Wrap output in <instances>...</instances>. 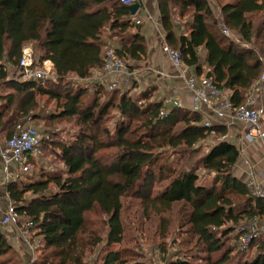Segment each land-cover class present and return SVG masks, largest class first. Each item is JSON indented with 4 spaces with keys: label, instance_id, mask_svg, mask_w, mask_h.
<instances>
[{
    "label": "trees",
    "instance_id": "obj_1",
    "mask_svg": "<svg viewBox=\"0 0 264 264\" xmlns=\"http://www.w3.org/2000/svg\"><path fill=\"white\" fill-rule=\"evenodd\" d=\"M157 3L168 44L181 52L184 64L229 91L235 107L244 104L264 66V0L221 7L223 22L243 44L222 33L209 0ZM136 26L135 15L120 0H0V140L6 143L29 119L46 125L75 118L81 127L74 138L57 142V134L46 130L50 138L42 140V153L28 156L34 171L7 184L16 212L33 222L42 249H52L38 264H91L84 260L88 245L103 248L102 264H148L139 249L112 248L125 236L122 198L129 194L157 214L179 206L193 233L189 241L204 246L208 264H264V234L248 250L238 249L237 227L264 221V197L234 175L237 145L220 140L194 158L211 134L224 136L227 130L205 126L201 114L186 108L161 117L162 102L150 100L147 91L133 96L129 88L108 91L97 81L93 86L83 81L104 66L105 48L114 38L127 66L143 59L146 38ZM27 44L34 48L35 67L54 63L53 78H19ZM43 97L56 101L54 112L41 108ZM52 145L60 150L64 173L40 165ZM157 180L168 183L152 196ZM95 208L107 216L108 231L82 236L87 212ZM18 256L0 225V264H21Z\"/></svg>",
    "mask_w": 264,
    "mask_h": 264
},
{
    "label": "built area",
    "instance_id": "obj_2",
    "mask_svg": "<svg viewBox=\"0 0 264 264\" xmlns=\"http://www.w3.org/2000/svg\"><path fill=\"white\" fill-rule=\"evenodd\" d=\"M120 2L131 5L142 3V0H120ZM153 15L147 13L144 15V20L151 21ZM140 21L138 20V23ZM222 33L236 42L243 44L241 37L232 32L227 25L220 19ZM162 51L170 60L175 71V76L183 80L186 84L187 93L190 96V104L185 102V99L172 94L168 95L160 110L161 117H167L175 108H186L203 115H212L221 117L225 112H229L238 121L244 123L247 127L246 137L249 141L257 139L264 140L263 126V94H264V66L259 79L256 81L252 89L247 94L244 104L235 107L231 101L230 93L227 90L220 89L216 83L205 76L199 77L185 67L182 59V54L178 49L171 47L168 43L162 45ZM104 66L97 71L94 77L101 87L108 91H113L121 87V85H131L132 80L137 78L133 71H129L126 62L121 58L116 46L109 45L104 51ZM260 60L264 65V56H260ZM49 60L43 62L41 67H35L34 54L30 47L23 50L22 57L19 61L21 79H36L39 76L45 78H53L54 65L48 66ZM76 81L77 78H74ZM29 119L25 123L17 125L13 135L3 143L0 140V166L2 167V184L7 186L10 182L11 167L18 172L30 171L28 164V156H37L42 153V140L49 139L50 135L42 133L32 124ZM214 122L211 120L205 121V126L212 127ZM225 136L219 137L223 139ZM248 163V161H245ZM253 195L263 196L264 191L254 185L250 180L247 184ZM7 190V189H6ZM9 198V197H8ZM0 225L11 232V239H19L24 243L27 249V264H38L40 240L33 232V222L26 220V223H21L22 217L16 212V205L11 202L10 198L7 206L0 210ZM238 233V249L248 250L252 242L259 236L264 234V221L257 218L240 224L237 227ZM43 243V242H42Z\"/></svg>",
    "mask_w": 264,
    "mask_h": 264
},
{
    "label": "rangeland",
    "instance_id": "obj_3",
    "mask_svg": "<svg viewBox=\"0 0 264 264\" xmlns=\"http://www.w3.org/2000/svg\"><path fill=\"white\" fill-rule=\"evenodd\" d=\"M147 7L152 9L155 5V0H144ZM228 1L235 0H209L215 14L220 18L221 15V7ZM262 18V17H260ZM257 20V24H260L261 19ZM108 45L118 46L119 39H112ZM26 47L34 48L32 44H27ZM25 47V48H26ZM135 62L130 61V64ZM128 64V63H127ZM130 67L133 65H129ZM128 66V67H129ZM14 69L10 70L12 74ZM71 81L75 82L74 77L71 78ZM87 81L90 84L94 85V79L83 80ZM135 80H132L134 83ZM140 86V85H139ZM128 85H121V90L123 91L128 89ZM140 88V87H139ZM138 95V91L133 93V96ZM93 95H87V98L90 100ZM92 100V99H91ZM41 108L45 109L48 112H54L56 109V101L51 100L47 97H43L41 99ZM116 115V111H112L109 117ZM30 124L34 125L42 135L48 134L49 130L52 134H57L54 138L57 140H69L74 138L81 130L80 125L76 123V119L72 118L71 120H63L57 123L46 124L45 121H31ZM112 126V125H111ZM49 135V134H48ZM214 137V138H213ZM210 137V141H218V138L215 136ZM0 138L4 142V136L0 135ZM226 138V137H225ZM208 140L202 143L201 151L194 157L197 158L201 153L206 152L208 150V144H213ZM60 150L52 145L49 148V153L43 155L40 160V165L44 166L48 170L51 171H59L64 173L66 168L59 157ZM107 152H111L108 150ZM34 171V167H31V173ZM167 180L159 182L158 180L152 184L150 188V194L152 196L156 195L167 185ZM5 185H2L4 188ZM54 188V187H53ZM51 190V188H50ZM4 192L0 191V194ZM32 193L29 192L27 195L30 196ZM7 202L4 204L3 209L6 207ZM122 210H121V219L125 227V236L122 242L119 244H115L112 248L122 249V248H133L135 250H141L145 255L146 262L148 264H172L176 260H188L190 264H208L207 256L208 253L204 249L203 245L195 244V240L189 241L191 237H193V233L190 230V225L184 224V214L180 211L179 206H174L172 210H169L162 214H157L150 208V211H147L145 208V204L141 198L136 195H126L122 198ZM1 214V213H0ZM26 217L23 216L21 223H26ZM107 216L104 215L98 208L87 212V231L82 233V236L91 237L93 235L100 234L105 236L108 231L107 226ZM190 230V231H189ZM40 240V247L38 248L39 252V262H43L47 256V254L52 249H42L43 243L42 238L37 237ZM12 246L18 253L21 255L16 259V262L21 264H27V249L19 239H11ZM102 247H94L91 249V246L88 245L85 248V256L84 260L89 263H95L100 259L98 264H102L101 255L104 253L102 251ZM165 249V250H164Z\"/></svg>",
    "mask_w": 264,
    "mask_h": 264
},
{
    "label": "crops",
    "instance_id": "obj_4",
    "mask_svg": "<svg viewBox=\"0 0 264 264\" xmlns=\"http://www.w3.org/2000/svg\"><path fill=\"white\" fill-rule=\"evenodd\" d=\"M155 5L152 11L149 7L146 6L145 1L142 0L140 4V9L135 15L136 19V29L142 33L146 38L147 44V53L143 59L135 62L131 67H128L129 71H133L137 78L135 82L129 85L131 93H138L142 91H147L151 94L150 100H157L163 103L164 99L168 95H178L185 99V102L190 104V96L186 90V84L180 78H177L174 74V68L166 54L162 51V45L168 43L167 41V32L160 20V10L155 0ZM153 15L151 21L144 20V15L147 13ZM138 20L140 21L138 23ZM206 54L204 55V57ZM49 62L54 65V63L49 60ZM184 63V62H183ZM185 65V64H184ZM185 67H187L185 65ZM190 69L189 67H187ZM191 70V69H190ZM98 70H94L91 79H94V82L97 80L94 78ZM89 78V79H90ZM134 87H133V86ZM140 85V86H139ZM254 86V85H253ZM252 86V87H253ZM133 87V89H131ZM140 87V88H139ZM252 89V88H251ZM250 91V90H249ZM200 114V113H199ZM203 122L205 124L206 120H211L215 125L225 128L226 138L220 140L231 141L237 145L240 156L237 163L233 166V173L236 177L242 179L246 184L252 180L254 185L264 191V140L257 139L255 141H249L246 137L247 127L244 123L235 119L232 114L225 112L221 117H215L212 115H203ZM263 126H264V104H263ZM215 136L211 134L207 140L210 141V137ZM216 134V138H219ZM214 138V137H213ZM218 139V141H220ZM215 141V142H218ZM212 142V141H210ZM214 141L212 143H215ZM245 161H248L246 163ZM10 181L21 177L22 174L18 170L11 167ZM2 167L0 166V191L4 192L0 194V210L3 209L4 204L9 201V195L7 192V186L2 188ZM7 206V204H6ZM8 232L9 242L11 240V232L4 228Z\"/></svg>",
    "mask_w": 264,
    "mask_h": 264
},
{
    "label": "water",
    "instance_id": "obj_5",
    "mask_svg": "<svg viewBox=\"0 0 264 264\" xmlns=\"http://www.w3.org/2000/svg\"><path fill=\"white\" fill-rule=\"evenodd\" d=\"M140 3H135V4H131V5H128L129 9L131 10V14L132 15H136L137 12L139 11L140 9Z\"/></svg>",
    "mask_w": 264,
    "mask_h": 264
},
{
    "label": "bare ground",
    "instance_id": "obj_6",
    "mask_svg": "<svg viewBox=\"0 0 264 264\" xmlns=\"http://www.w3.org/2000/svg\"><path fill=\"white\" fill-rule=\"evenodd\" d=\"M48 66L51 67L52 66V63L51 62H48Z\"/></svg>",
    "mask_w": 264,
    "mask_h": 264
}]
</instances>
